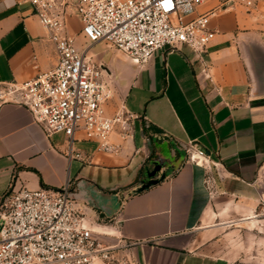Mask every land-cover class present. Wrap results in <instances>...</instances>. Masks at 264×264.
<instances>
[{
	"label": "crops",
	"instance_id": "crops-1",
	"mask_svg": "<svg viewBox=\"0 0 264 264\" xmlns=\"http://www.w3.org/2000/svg\"><path fill=\"white\" fill-rule=\"evenodd\" d=\"M218 3L207 0L199 11ZM79 21L68 18L67 31L87 48ZM210 25L215 33L202 58L183 44L138 65L104 41L91 45L88 54L122 92L106 104L107 114L124 104L137 117L129 136L120 126L113 132L114 153L78 131L80 160L70 157L68 136L48 135L7 93L52 69L57 52L30 4L0 0V200L22 187L70 183L109 241L141 242L138 264H254L219 248L228 225L258 223L264 204V14L235 1ZM190 142L216 164L213 194L206 170L187 160Z\"/></svg>",
	"mask_w": 264,
	"mask_h": 264
},
{
	"label": "built area",
	"instance_id": "built-area-1",
	"mask_svg": "<svg viewBox=\"0 0 264 264\" xmlns=\"http://www.w3.org/2000/svg\"><path fill=\"white\" fill-rule=\"evenodd\" d=\"M30 4L55 43L56 65L8 90L11 99L28 108L48 135L63 133L70 140V157L84 160L74 145L76 133L97 143V149L114 153L111 136L120 126L124 136L132 132L137 115L124 104L113 115L106 104L113 99V80L106 68L88 54L92 44H111L132 62L147 63L158 50H179L189 45L202 58L215 31L212 16L235 1L249 9L253 0H219L205 12L207 0H75L74 12L63 0H14ZM70 11V12H69ZM74 13L82 27L79 34L88 43L81 48L77 35L67 31ZM187 160L206 170L205 185L215 193L216 164L193 143L184 145ZM78 187H22L6 192L0 200V264H138L134 250L138 240L98 230L77 200Z\"/></svg>",
	"mask_w": 264,
	"mask_h": 264
},
{
	"label": "rangeland",
	"instance_id": "rangeland-1",
	"mask_svg": "<svg viewBox=\"0 0 264 264\" xmlns=\"http://www.w3.org/2000/svg\"><path fill=\"white\" fill-rule=\"evenodd\" d=\"M66 1L65 7L74 12L75 0H63ZM254 6L250 8V11L264 14V0H253ZM70 12V11H69ZM76 14L72 13L70 17ZM80 22V21H79ZM105 43V49L113 51L118 50L109 43ZM86 48V45L85 47ZM122 97L121 89L115 91L113 98ZM264 175V166L262 169ZM261 216L258 223H247V220L237 221L228 225L227 232L229 237L227 240L221 242L219 251L223 254H232L234 256L241 257L243 261L254 264H264V204L260 210ZM251 220V219H250ZM255 220V218H254ZM249 221V220H248ZM213 222V221H212ZM223 236L225 235L222 234ZM222 236V237H223Z\"/></svg>",
	"mask_w": 264,
	"mask_h": 264
}]
</instances>
